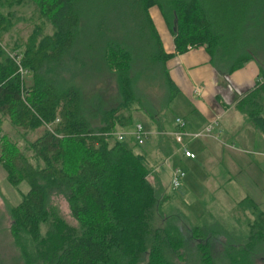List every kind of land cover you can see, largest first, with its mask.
<instances>
[{
	"label": "trees",
	"instance_id": "1",
	"mask_svg": "<svg viewBox=\"0 0 264 264\" xmlns=\"http://www.w3.org/2000/svg\"><path fill=\"white\" fill-rule=\"evenodd\" d=\"M84 1L0 0V115L24 131L53 124L52 131L44 127L25 147L31 157L7 136L0 137V166L7 182L19 190L22 183L28 186L9 209L10 234L24 264H141V255H147V264H182L185 231L199 252L189 264H215L218 236L225 238L222 246L231 264H254L264 256V211L255 200L245 196L231 204L240 237L220 222L182 229L164 210L170 197L158 180H150L154 172L142 145L134 137L120 141L112 134L132 125V114L123 111L142 104L132 75L136 55L127 42L109 37L95 47L100 60L96 67L115 75L120 97L115 106L104 107L98 95L92 102L91 94L86 98L76 83L92 58L89 43L83 48L88 54L82 58L80 53ZM24 5L34 7L39 24L22 44L7 48L3 37L14 25L15 8ZM111 6L117 8L122 28L130 25L132 10L145 18L156 48L149 66L161 70L170 100L179 90L165 66L172 53L165 52L150 17L153 6L159 8L178 53L203 47L221 74L255 60L264 79V0H110L105 9ZM46 22L51 33L45 32ZM12 53L30 74L26 82ZM237 108L264 133V81ZM150 119L161 135L163 120ZM56 191L68 201L77 229L52 219L48 204ZM154 215L156 228L151 226ZM43 224L50 227L46 236Z\"/></svg>",
	"mask_w": 264,
	"mask_h": 264
},
{
	"label": "rangeland",
	"instance_id": "2",
	"mask_svg": "<svg viewBox=\"0 0 264 264\" xmlns=\"http://www.w3.org/2000/svg\"><path fill=\"white\" fill-rule=\"evenodd\" d=\"M108 2L110 0H86L83 3L85 16L80 36L83 44L80 53L82 58L84 56L82 54H88V51H84L85 53H83V48L89 43V48L92 47L89 50V54H91L90 57L93 59H89L91 61L89 63L88 58L84 57L88 65L85 67L86 69L84 68L83 73L81 69L80 75L76 78V83L85 93L86 98L91 94L92 102L94 95L100 97L104 107H113L119 102L120 97L118 95L115 75L111 72L99 71L96 65L100 60L99 55L96 56L95 51V47L96 49L100 47L103 39L117 37L127 42V45L133 49L136 55L134 56L135 64L132 75L135 76V89L142 102V104L135 103L132 111H123L126 115L132 114V125L128 127V131H131L139 123L146 131L151 132L154 129L153 122L150 119L151 115H153L154 121L162 119L165 123L164 125L170 127L177 115L176 101L170 100V88L158 66L152 64L153 68L155 67L154 72L151 71L152 66H149L150 53L156 51L150 26L144 17L132 10L130 14L128 13L130 25L127 28H122V24H119L120 19L117 8L111 6L105 9V4ZM237 9L240 10L239 7ZM33 10L34 7L31 5L15 8L14 25L3 37V44L7 48L22 44L31 33L33 27L39 24V19ZM150 12L162 38L165 51H173V48L171 50L169 48L172 35L160 14L159 8L154 6L150 8ZM126 22L129 23V21ZM116 30H119L120 33H116ZM45 32L51 33V26L47 22ZM166 63L165 66L167 68ZM89 64L90 68L87 70ZM29 78L30 74L24 75L25 82ZM86 98L85 100H87ZM3 119L7 120V122L9 121L7 117H3ZM0 120L2 119L0 118ZM91 121L93 124H96L98 119L91 118ZM44 130L45 128L42 126L34 130L24 131L22 128L8 122L0 129V137L7 136L9 140L17 144L19 149L25 151L27 156L31 157L33 156L32 151L25 150V147L30 142L36 140ZM198 171L187 172V178H183L185 180L184 184L182 181L183 185L178 190H173L169 186L162 185L165 188V193L170 197V201L166 203L167 206L164 207V210L170 212L175 217V223L182 229L190 230L193 225H201L202 223L209 225L210 221L211 223L220 222L226 229L231 230L235 236L240 237L242 235L240 232L241 226L233 220L235 212L233 211L234 213L232 212L231 214L232 210L229 211L231 208L230 199L221 194L213 196V193H211L209 195V169L201 168ZM150 180L152 182L155 181L153 176L150 177ZM19 188L20 190L15 189L7 182L6 174L0 166V264H24L21 252L15 245L9 229L12 221L9 209L11 206L19 203L21 191L26 192L28 186L26 183H22ZM48 207L52 219L63 222L70 229L78 228V222L71 216L69 203L64 195L57 191L53 192L50 196ZM209 211L213 213V217L210 216L212 214ZM158 225V219L154 215L151 226L152 228H156ZM49 228L48 224H43L41 228L42 235L46 236ZM185 234L188 237L186 238L184 249L186 261H183L182 264H189L193 262L192 259L198 258L199 252L196 249L195 240L190 238L187 231H185ZM217 240V242L213 243L215 264H231L222 246L225 238L218 236ZM140 263L147 264V255H141ZM39 264L45 263L41 261ZM254 264H264V256L260 255L257 257Z\"/></svg>",
	"mask_w": 264,
	"mask_h": 264
},
{
	"label": "crops",
	"instance_id": "3",
	"mask_svg": "<svg viewBox=\"0 0 264 264\" xmlns=\"http://www.w3.org/2000/svg\"><path fill=\"white\" fill-rule=\"evenodd\" d=\"M149 14L156 27L150 9ZM156 30L159 34L157 27ZM160 39L162 41L161 36ZM169 48H173V51H165L172 53L166 61L167 71L179 90L172 99L176 101V118L183 120L184 130L189 134L202 131L209 124H212L213 128L200 138H184L186 148L195 155L190 158L183 154L172 135L177 127L175 121L170 127L165 126L163 121L161 135H157L158 129L152 123L153 134L141 149L146 152L151 163L154 180L170 187L173 168L180 167L184 170V179L187 178V172L207 168L209 195H224L230 199L231 204L249 196L264 211L262 132L237 108L240 100L253 93L256 87L263 83L259 65L255 60H250L231 74H221L211 63V57L205 48L178 53L174 48L173 35ZM174 55L176 56L173 57ZM195 86H202L201 94L194 93ZM258 101H261V98H258ZM0 118L2 129L9 121L1 115ZM121 130L127 131L128 128L118 131Z\"/></svg>",
	"mask_w": 264,
	"mask_h": 264
},
{
	"label": "built area",
	"instance_id": "4",
	"mask_svg": "<svg viewBox=\"0 0 264 264\" xmlns=\"http://www.w3.org/2000/svg\"><path fill=\"white\" fill-rule=\"evenodd\" d=\"M11 57L15 60L16 64L19 67V72L21 74L22 79L24 80V75L29 74L28 71L26 69H24L21 65H20V57L14 53L10 54ZM202 86H195L194 88V93L199 95L202 93ZM58 119L55 120V122H57ZM175 124H176V129L173 131L172 135L175 139V141L179 144L180 146V150L183 151V154L186 157H190V158H194L195 155L190 152L187 148H186V144L184 143V138L189 136L192 138H200L202 137L204 134H207L211 131V129L213 128L212 124L207 125L204 130L196 132L194 134H189L184 130V122L181 118H176L175 119ZM52 123H44V127L51 130L52 131ZM112 134L117 138V140H125L128 137H134V139L137 141V143L139 145H143L146 140L152 136V132H148L146 131L143 126L141 124H136L134 126V128L131 131H115L112 132ZM157 134V133H156ZM261 138L264 141V133L262 132L261 134ZM264 155V153H263ZM186 173L184 172V170H182L180 167H175L172 170L171 173V178H170V187L173 190H178L181 185H182V181L183 178L185 177Z\"/></svg>",
	"mask_w": 264,
	"mask_h": 264
}]
</instances>
